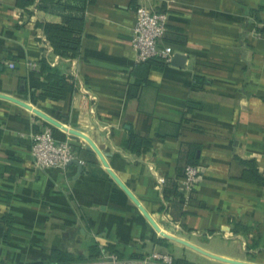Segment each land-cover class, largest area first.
<instances>
[{
  "label": "crops",
  "instance_id": "crops-1",
  "mask_svg": "<svg viewBox=\"0 0 264 264\" xmlns=\"http://www.w3.org/2000/svg\"><path fill=\"white\" fill-rule=\"evenodd\" d=\"M138 2H90L80 54L63 58L42 27L59 16L0 0V264L83 262L96 246L169 253L173 264H264V0H145L167 14L170 63L136 62ZM45 59L73 87L64 98L42 96ZM8 97L90 136L162 232L233 262L157 232L99 155L62 128L54 136L70 139L81 166L38 169L33 135L49 122ZM191 161L201 177L185 202Z\"/></svg>",
  "mask_w": 264,
  "mask_h": 264
},
{
  "label": "built area",
  "instance_id": "built-area-1",
  "mask_svg": "<svg viewBox=\"0 0 264 264\" xmlns=\"http://www.w3.org/2000/svg\"><path fill=\"white\" fill-rule=\"evenodd\" d=\"M136 19L132 31L131 47L135 52L137 63L151 59H158L170 63L176 55V50L169 45L161 43V39L167 29V14L151 9L145 0H138ZM93 97L87 93L82 94L81 108L89 107V99ZM89 110V109H88ZM58 128L47 124L39 132L33 135L32 154L35 166L38 169H47L56 166H65L77 158L70 139L57 140L54 130ZM201 177L199 166L188 164L185 167L182 178L184 201L189 202L196 190ZM161 261L162 264H173V256L164 252H152L142 258H126L118 253L100 246L97 258L83 262H56L47 264H154Z\"/></svg>",
  "mask_w": 264,
  "mask_h": 264
},
{
  "label": "trees",
  "instance_id": "trees-1",
  "mask_svg": "<svg viewBox=\"0 0 264 264\" xmlns=\"http://www.w3.org/2000/svg\"><path fill=\"white\" fill-rule=\"evenodd\" d=\"M93 0H26V5L34 4L37 9L57 15L60 22H43L44 33L53 47V51L63 58H75L80 54L81 34L85 22V10ZM42 71L46 73L42 96L54 100L64 98L73 87L67 77L58 67L51 66L45 59L42 61ZM127 143L128 148L136 150L143 144V139L131 134ZM139 150V149H138ZM193 159V158H192ZM191 159V160H192ZM189 164L196 165V162ZM100 247L96 246L88 260L98 257ZM83 260V259H82ZM81 259L55 260V262H79Z\"/></svg>",
  "mask_w": 264,
  "mask_h": 264
},
{
  "label": "water",
  "instance_id": "water-1",
  "mask_svg": "<svg viewBox=\"0 0 264 264\" xmlns=\"http://www.w3.org/2000/svg\"><path fill=\"white\" fill-rule=\"evenodd\" d=\"M7 97V96H6ZM14 101H17L18 103L34 110V112H36V114H38L40 117L44 118L47 122H49L50 124L58 127V128H62L64 129L66 132H68L72 137L74 138H82L84 139L87 143V149L90 151H94L96 152L101 161L103 162L104 166L107 168L108 172L111 174V176L121 185V187L126 191V193L130 196V198L133 200V202H135V204H137L141 211L143 212V214L148 218V220L152 223V225L154 226V228L156 229L157 232H160L164 237L169 238L171 240L177 241L181 244H185L195 250H198L200 252H202L203 254H206L208 256H211L213 258L222 260V261H230L233 262V260H229L220 256H216L214 254H211L209 252H206L205 250L195 246L194 244H191L190 242L186 241V240H182L180 238H176L174 236H171L167 233H164L161 231L160 227L158 226V223L154 220V218L150 215V213L145 209V207L141 204V202L138 200V198L131 192V190H129V188L121 181V179L115 174V172L110 168L109 163L106 159L105 154L103 153V151L96 145V143L93 141V139L88 136L87 134H85L84 132H82L79 128H69L68 126H65L63 123H61L60 121L50 117L49 115H47L46 113H44L43 111L37 109V108H33L30 104L16 99V98H12V97H8ZM70 163H76L78 165H80V162L78 159H74L73 161L69 162ZM81 166V165H80ZM234 263H238V264H251V263H245V262H239V261H234Z\"/></svg>",
  "mask_w": 264,
  "mask_h": 264
}]
</instances>
